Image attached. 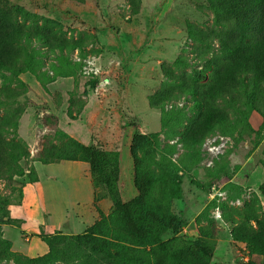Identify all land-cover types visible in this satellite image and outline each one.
<instances>
[{
    "label": "rangeland",
    "instance_id": "374dc122",
    "mask_svg": "<svg viewBox=\"0 0 264 264\" xmlns=\"http://www.w3.org/2000/svg\"><path fill=\"white\" fill-rule=\"evenodd\" d=\"M219 2L0 0L3 9L17 6L35 16L33 20L32 17L14 15L11 24L22 26L31 33V47L38 52L37 59L42 61V68L37 72L41 81L30 72L20 73L18 78L26 84L21 89L0 75V264H29L28 259H33L14 252L4 234V226L12 225L10 208L21 204L24 187L39 182L42 165L81 162L63 160L69 155L70 144L69 139L59 133L58 117L52 108L54 106L59 111L64 99L59 91L49 89L53 83L49 78L55 76L53 68L60 69L55 81L62 78L72 81L66 112L69 118L76 119L86 103V85L91 80L84 72L83 60L100 55L99 33L103 30L117 32L124 22L132 23L135 16L148 19L156 18V15L162 18L165 27L173 28L176 36L179 35L180 51L149 75L144 85L146 91L137 94V105L144 96L148 100L149 108L143 114V124L137 117L129 120L134 133L141 134L161 132V121L171 120L161 132L151 155L140 152L138 156L151 170L155 205L164 212L168 210L177 215L182 220V227L177 240L169 232L160 243L138 247L133 240L113 237L111 247L115 251L121 247L142 249L152 264H179L183 258L179 255L181 247L190 246L198 252L195 243L202 241L212 253L210 264H264V229L254 234L251 246L232 237L234 230L247 217H255L244 222L255 230L259 229L258 222L264 225V199L258 191V186L264 182V82L254 88L250 84L252 75H247L238 89L221 95L217 104L225 116L220 120L206 119L203 128L206 136L199 142L195 140L199 107L195 95L187 92L185 84L205 83L207 78L204 77L210 73V60L224 51L215 36V32L221 29L219 18L224 17L217 6ZM51 39L59 40L60 44H52ZM179 56L180 62L175 64ZM3 75L8 77L9 73ZM31 76L39 84L36 90L29 84ZM106 77L103 69L96 78L103 82ZM121 87L107 89L119 93ZM102 89L101 95L105 92ZM151 96H155L158 108L150 106ZM161 105L164 115L159 108ZM174 115L176 122L172 123ZM217 136L226 137L228 144L224 153L209 167V157L203 151L202 141ZM112 151L117 154L123 171L118 179L121 200L129 202L138 194L130 148L127 143L124 150L117 146ZM43 157L48 162H42ZM78 172L82 176L90 175L88 170L78 169ZM49 178H56L54 182L58 186L55 200L50 204L57 206L66 198L71 202L73 180L53 172ZM93 189L94 196L101 193V189L96 190L94 186ZM109 201L111 208L107 215L114 209ZM22 211L23 208H13L15 215L23 214ZM39 217V210L32 209L25 229L33 228ZM53 219H49L44 227L46 234L55 227L56 219ZM86 230L87 226H82L79 234ZM74 235L78 234L67 236ZM81 258L113 264L111 259L89 246L82 247ZM38 264H79V261L49 259Z\"/></svg>",
    "mask_w": 264,
    "mask_h": 264
},
{
    "label": "trees",
    "instance_id": "16d2710c",
    "mask_svg": "<svg viewBox=\"0 0 264 264\" xmlns=\"http://www.w3.org/2000/svg\"><path fill=\"white\" fill-rule=\"evenodd\" d=\"M217 6L221 8L224 17L219 18L218 24L221 29L215 32V36L224 51L210 60L208 66L210 73L204 77L207 78L205 83L191 85L190 82H185L187 92L195 95L199 107L195 129L197 142L206 136L203 129L206 119L220 120L225 116L217 104V99L221 95L238 89L247 75H252L250 84L254 88H258L259 83L264 82V0H220ZM14 15L32 17L33 20L35 16L17 6H6V9L0 7V75L21 89L26 87V84L18 78L20 73L30 72L41 81L37 72L42 68V61L37 59L38 52L31 47V33L22 26L14 27L11 24ZM51 43L60 44V41L51 39ZM178 62L180 56L175 64ZM53 69L55 76L49 78L50 83L56 80L57 73L60 72L56 67ZM5 72L9 73L8 77L3 75ZM89 84L94 86L95 81H90ZM149 104L153 108H158L155 96L149 97ZM159 108L164 115L163 105ZM175 122L174 115L172 123ZM170 123L171 120L163 119L161 132H164ZM161 132L133 133L130 154L133 158L134 185L138 194L129 202H123L118 186L120 167L117 154L106 150L101 144L85 146L60 131V134L69 139L70 144L69 155L63 160L88 164L94 188L101 189V193H95V204L108 198L112 201L114 209L110 215L99 210L100 219L82 234L67 236L59 232L53 235H38L49 251L44 256L28 259V263L38 264L49 259L54 261L73 259L79 261V264H100L92 258L85 260L81 258L82 247L89 246L111 259L113 264H152L142 249L121 247L118 251L113 250L110 239L115 237L133 240L135 246L139 247L142 244L160 243L162 237L171 232L173 239L177 240L182 220L170 211L164 212L160 206L155 205L151 170L144 163V159L138 156L140 152L145 156L151 155L153 148L158 144ZM41 161L48 162L44 157ZM258 191L264 199V182L258 186ZM252 219L245 218L243 224L234 230L232 237L235 241L248 246L253 244L254 234L262 231L264 225L258 222L259 229L255 230L244 223ZM11 223L16 222L11 219ZM195 245L198 252L190 246L181 247L179 255L183 258L179 264H210L212 253L206 243L201 241Z\"/></svg>",
    "mask_w": 264,
    "mask_h": 264
},
{
    "label": "crops",
    "instance_id": "0c3cea01",
    "mask_svg": "<svg viewBox=\"0 0 264 264\" xmlns=\"http://www.w3.org/2000/svg\"><path fill=\"white\" fill-rule=\"evenodd\" d=\"M142 17H133L132 23L124 22L117 32L103 30L99 33L101 53L95 58L100 70L105 69L107 77L101 82L96 78L98 75H90L89 79L94 80L95 85H86V103L76 119L69 118L66 112L68 92L73 86L71 79L62 78L49 85V89L59 91L64 98L59 111L52 107L58 117L60 130L85 146L101 144L106 150L111 151L118 146L122 151L128 143L130 148L134 129L129 119L137 117L142 125L143 114H146V109L149 108L146 96L141 98L140 105H137V94L146 91L144 85L148 82L149 75H152L165 60H170L180 51V40L177 39L179 35L176 36L173 28L165 27L160 16L148 19ZM30 82L33 90L39 87L33 76ZM119 85L122 86L119 93L107 89ZM101 88L105 90L102 95ZM77 168L83 172L88 170L90 174L89 165L84 162L42 165L39 169L42 174L39 182L24 187L21 204L10 208L11 219L17 224L4 226L5 237L11 242L14 252L30 258L44 256L49 249L38 235L55 234L60 231L67 235L79 234L82 226L89 228L100 219L99 210L108 214L111 208L109 199H103L95 205L91 174H88L89 177L82 176ZM52 172L57 176H69L73 180L71 202L66 198L57 206L50 204L55 200V191L58 189L54 182L56 178L48 179ZM120 173L122 177V166ZM15 207L23 208V214L15 215L13 213ZM34 208L39 210L40 220H37L30 230L25 229L30 219L29 214ZM52 217L56 219L55 227L46 234L44 227Z\"/></svg>",
    "mask_w": 264,
    "mask_h": 264
},
{
    "label": "built area",
    "instance_id": "2783aa9c",
    "mask_svg": "<svg viewBox=\"0 0 264 264\" xmlns=\"http://www.w3.org/2000/svg\"><path fill=\"white\" fill-rule=\"evenodd\" d=\"M84 72L90 75H99L100 68L97 66L95 57H90L87 60H83ZM228 139L226 137H212L206 139L202 145L203 151L208 155V166L211 167L214 164V159L222 155L227 147ZM219 217L221 215L219 214Z\"/></svg>",
    "mask_w": 264,
    "mask_h": 264
}]
</instances>
